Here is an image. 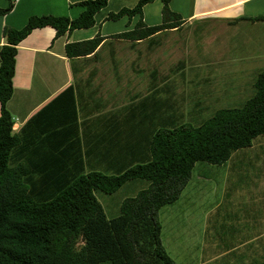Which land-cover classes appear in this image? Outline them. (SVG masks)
<instances>
[{"label": "crops", "instance_id": "1", "mask_svg": "<svg viewBox=\"0 0 264 264\" xmlns=\"http://www.w3.org/2000/svg\"><path fill=\"white\" fill-rule=\"evenodd\" d=\"M84 1L87 0H0V9L5 10L0 14V48L6 42L5 29H21L35 16L50 15L74 20L84 11L81 5ZM137 1L109 0L94 15L91 28L77 29L59 37L50 26L36 28L17 46L13 94L6 108L13 122V133L20 140L15 152L16 161L31 168L33 181H69L75 174L89 172L115 175L145 161L149 156L148 139L152 134L160 128L189 123L183 121L181 106L177 105L183 102L182 95L186 99L190 94L195 96L194 109H186L188 118L192 116V111L194 118H199L202 103L215 109L237 101L240 90L233 92L226 89L225 76L231 70V62L223 55L230 53L231 48L228 51L222 40L217 42L219 37L227 40L230 32H240L241 37L239 43L236 41L231 45L232 48L241 47L245 52L248 48L254 51L252 55L255 52L259 54L258 60L241 68L245 74L253 71V76L247 79L250 82L247 87L252 89V94L258 72L254 73V67L260 66L264 56V19H261L264 17V0H171L169 8L180 15V26L139 41L113 38L133 28L137 17L127 23V17L113 21L106 20L107 16L122 8H131ZM161 8L160 0L145 5L144 24H160ZM122 20L126 21L125 30L115 26ZM197 22L207 23L213 32L208 60L174 65L143 61L141 56H146L147 60L148 55L154 52L168 53L172 47L167 46L166 41L180 39L176 35ZM97 35L105 39L94 53L77 58L66 56V44L89 40ZM202 37H197L199 42ZM120 45L129 49L123 63L118 57L114 58ZM106 47L112 56L110 62L103 59ZM149 66L153 67L151 73L146 72ZM235 70L232 68V71ZM186 71L192 73L187 74ZM141 72L144 73L143 78L139 75ZM185 82L192 85V92L188 89L183 94ZM259 144L254 147H260ZM254 149L251 145L243 149L242 154ZM239 151L242 150L234 152L224 164L216 165L220 166L217 170L209 167L208 173L201 166L198 182L192 171L191 179L176 201L178 218L180 220L183 215L186 223L187 220L193 223L199 215L196 211L202 210V232L206 233V223L210 222L211 214L216 216L220 213L215 211L225 194L224 186L233 194L231 199L241 195L247 198L242 214L236 215L235 234L238 239L225 252L204 257L207 246L212 243L216 247L215 241L206 243L210 238L207 234L205 238L200 237L199 244L193 241L191 250L183 242L184 233H180L183 231L178 228L176 260L182 257L183 264H212L228 254L233 258L243 257L244 264H264V178H260L264 171L255 176L245 171L250 166L264 167V160L256 158L253 162L241 155L232 158ZM203 172L209 174L208 178ZM217 182H221L219 191ZM235 182L240 184L237 192ZM125 185L133 196L147 187V184L142 186L137 180ZM209 192L213 196L211 199ZM95 196L97 198V192ZM233 200L231 206L235 207ZM98 201L109 218L105 211L107 205ZM258 202L261 203L260 210L256 207ZM120 203L113 208L115 216L119 213ZM188 209L190 215L186 213ZM253 228L256 231L251 232ZM192 238L197 239L196 235ZM199 254L202 257L196 258Z\"/></svg>", "mask_w": 264, "mask_h": 264}, {"label": "trees", "instance_id": "2", "mask_svg": "<svg viewBox=\"0 0 264 264\" xmlns=\"http://www.w3.org/2000/svg\"><path fill=\"white\" fill-rule=\"evenodd\" d=\"M108 1L82 2L84 11L74 20L35 16L21 29L4 30L6 42L0 48V264H176L161 241L159 211L179 199L197 162L222 165L232 153L264 135L263 70L254 81L252 97L241 107L219 109L197 126L184 123L157 130L148 139L149 156L141 163L115 175L89 172L75 174L69 181H33L31 168L16 161L20 140L6 108L13 94L17 46L36 28L50 26L56 37L91 28L94 15ZM154 1L138 0L131 8L110 13L106 20L127 17L128 23L137 17L133 28L113 38L139 41L181 25L180 15L169 8L171 0H160V24L145 25L143 7ZM4 12L0 9V14ZM104 39L97 35L68 43L66 56H88ZM135 180L148 185L123 199L118 215L107 218L95 193L110 195Z\"/></svg>", "mask_w": 264, "mask_h": 264}, {"label": "rangeland", "instance_id": "3", "mask_svg": "<svg viewBox=\"0 0 264 264\" xmlns=\"http://www.w3.org/2000/svg\"><path fill=\"white\" fill-rule=\"evenodd\" d=\"M125 25H126L125 20H122L120 23H118V25L115 24V26L118 29H122V30H125ZM207 25H208L207 23H202V22L195 23L189 29L185 30L184 32H180V33H178V35H176L180 39H173L172 41H171V39H168L166 41V42H168L167 46L170 45V47H172V49L170 48L167 51L168 53H166V51L161 52V53L160 52H156V53L154 52L153 54L148 55L147 60H146V56L145 57L141 56L144 58L143 61L147 62V63H151V62L164 63V62H166V63L174 65V64L187 63L190 61L208 60L210 57L209 56V51H210L209 44L211 45V43H212L210 36H211V34L213 35V32H212V29L209 28ZM198 33H201V34L199 35ZM201 36H203L202 37L203 40L201 42H199L198 38ZM240 39H241L240 32H230V34L227 37V40H226V38L224 39L222 37L217 38V42L220 40H222V42H224V44H225L224 48L226 46V49L228 51H229V48H231L230 53H227V55H223V57H225L224 59H228V61L230 60V62H231L230 63L231 70L229 72L227 71L226 72L227 76H225L226 86H228V87H226V89L233 91V92L240 90L238 100L234 101L233 103H229V105H222V106H219L215 109L210 108L209 107L210 104L208 105L207 103H202V110L200 111L199 118H194L195 116H194L193 111L190 114L192 116H190V118H188L189 113H187L186 109H187V107L194 109L193 98L195 96L190 94L187 96V99H186L185 96L182 95L183 102H181L180 104L178 103L177 105L181 106L183 121H187V122L197 126L200 123H202V121H204V119H208L209 117H211L216 110L224 109V108L241 107L245 103V101H247L250 97H252V95L254 93V89H253L252 94H250L252 89L247 87L248 84L250 83L247 81V79L250 78L251 76H253V71L245 74V72L242 69L246 65H251L250 63H254L260 57H259L258 52H255L252 55V53L254 51L253 50L250 51L248 48H246V52H245V50L241 47H239V48H232L231 47V45L233 46V44L236 43V41H238V43H239ZM161 42H162V40H161ZM203 42L205 45L203 44ZM171 43H173V45H171ZM117 47H118L117 49L119 50V52L117 53L118 55L117 54L114 55V58L118 57L120 63H123V62H125V59L127 58V53L129 51V49H127V47L123 46V45H120ZM104 49H105V51H103L104 55L102 54L103 59L105 60V62H110L112 56L110 54H108L109 48L106 47ZM164 49H165V47H164ZM204 54H206V55H204ZM221 57H222V55H221ZM152 68H153L152 66H149L148 67L149 71L146 69V72L151 73ZM161 68H162V66H161ZM232 68H234L236 70L232 71ZM256 70L258 72H257L255 77H257L258 73H260L261 71L264 70V56L260 62V66L254 67V73ZM186 73L191 74L192 72L186 71ZM139 75L142 78L144 77L143 72H141ZM188 89H190V92H192V90H193L192 85L185 82V86L183 87V94H185V91H188ZM195 90L196 89H194V91ZM227 94H229V93H227ZM205 100H207V97L205 98ZM262 141H264V135H261L252 141V147L255 148L253 151H249L248 153L242 154L245 149L244 150L240 149L242 151L241 152L239 151L238 155L234 154L232 158H234V159L239 158V156L241 155V157L243 159L247 157V159H252L253 162H256V158H259V160H262V159L264 160V142H262ZM257 144H259L260 147H254ZM232 158H231V160H232ZM242 158H240V159H242ZM9 165L12 166L11 161H10ZM201 166L205 167V168H203V171H208L209 167L212 168V170H217V168L220 167V166H216V165H210V164L205 163V162H197L195 164L194 169H193V177H195V181H197V182L199 180V176H200L199 172H200ZM247 169L248 170H245V169L244 170L250 171L251 174H254L253 176H255V174L260 173L261 170L264 171V167L260 168L258 166H250ZM208 173H209V171H208ZM208 173L203 172V174L205 176H207V178L209 175ZM196 176H197V178H196ZM260 176H261L260 178H264L263 173H261ZM213 178L215 179V177H213ZM221 178H219V181H221ZM256 178H259V176H256ZM137 181L141 182L142 186L144 184L148 185V182H146V181H142V180H137ZM246 181H248V180H245V182ZM249 181H251V180H249ZM131 182H133V181H131ZM128 183H126V184H128ZM261 183H263V182H261ZM206 184H209V182H206ZM217 184H218V191H219V189L221 187V182H217ZM125 186L126 185H124L115 194L113 193V194L107 195V194H104L101 192H97L98 200H100L105 205H107V208L105 209V211H106L109 218H112L116 215V214H113V208H115L118 203H120L123 199H125L127 197L133 196L131 190L127 191ZM234 187H236V192H237V191H239L238 189H240V184H238V182H235ZM224 190H225V194L221 197L220 207L215 211V213L216 212H220V213H218L216 216L214 213L211 214V216L209 218L210 222L206 223V227H208L206 233H203L204 232L203 224H202L203 215H202V210H200V209L196 211V213L199 212V215H197V217L195 218L193 223H191V220H187V223H186L184 221L185 217L183 215L180 216V220H179L177 210H176V202L171 204V205L164 206L159 211V219H160V222L162 225L161 241H162L163 246L170 253L169 256L176 262V264H183V261H184L182 257H180V260L178 258L176 260L175 245H176V242L178 239L177 235L180 233H184V237H182L183 242L185 243V245L190 246L191 250L193 247V245H192L193 241H195V243L197 242L196 243V245H197V244H199L198 242L200 241V237L205 238V236H207V234H208V236L210 238H209V240L206 241V243L208 241H210V243L212 241H215L216 247H214L212 245V243L210 244V246H207L205 249L204 257H205V255L213 256V255L219 253V251L225 252L226 250L229 249L230 245H232L233 243H236V241L238 239V238H236V234H235V231L237 229V227H236V221H237L236 217L237 216L236 215H239L240 213L242 214L241 210H243V207L244 208L246 207L247 198L242 197V195H241V197H235L233 200V199H231L233 194L229 191V189H227L224 186ZM209 195H210L209 197L211 199L213 197L211 195V192H209ZM227 197H229L228 201H226ZM215 198L217 200L219 199L218 196H216ZM232 200H233V202H235V207L231 206ZM260 205H261L260 202H258L256 204V207L258 210L261 209ZM186 213L190 215L189 209L186 211ZM178 228H180L179 231H183V232L179 233ZM202 230H203V232H202ZM253 231H256L255 228L251 229V232H253ZM193 235H196L197 239L193 240V238H192ZM222 236H224L225 238H223ZM225 255H227V254H225ZM200 257H202V256L199 254V255H197L196 258H200ZM187 258H190V256ZM184 259H185V257H184ZM243 261H244L243 257L241 258L240 256H236L233 258L230 254H228L227 256H224L222 258H218V260H216L212 264H244ZM100 264H111V263L110 262H103Z\"/></svg>", "mask_w": 264, "mask_h": 264}]
</instances>
